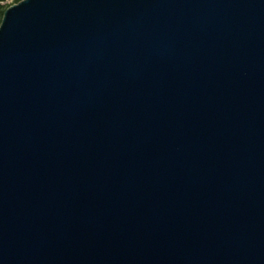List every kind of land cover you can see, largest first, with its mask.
Instances as JSON below:
<instances>
[{
	"label": "water",
	"instance_id": "95a60500",
	"mask_svg": "<svg viewBox=\"0 0 264 264\" xmlns=\"http://www.w3.org/2000/svg\"><path fill=\"white\" fill-rule=\"evenodd\" d=\"M0 264H264V0L10 4Z\"/></svg>",
	"mask_w": 264,
	"mask_h": 264
},
{
	"label": "trees",
	"instance_id": "16d2710c",
	"mask_svg": "<svg viewBox=\"0 0 264 264\" xmlns=\"http://www.w3.org/2000/svg\"><path fill=\"white\" fill-rule=\"evenodd\" d=\"M19 0H14V2H17ZM9 3L4 2V0H0V20L3 14V11L9 6Z\"/></svg>",
	"mask_w": 264,
	"mask_h": 264
},
{
	"label": "rangeland",
	"instance_id": "374dc122",
	"mask_svg": "<svg viewBox=\"0 0 264 264\" xmlns=\"http://www.w3.org/2000/svg\"><path fill=\"white\" fill-rule=\"evenodd\" d=\"M4 2L9 3V4L15 3L14 0H4Z\"/></svg>",
	"mask_w": 264,
	"mask_h": 264
}]
</instances>
